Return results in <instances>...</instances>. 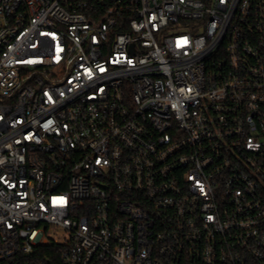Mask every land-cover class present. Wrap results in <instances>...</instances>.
<instances>
[{
    "label": "built area",
    "instance_id": "built-area-1",
    "mask_svg": "<svg viewBox=\"0 0 264 264\" xmlns=\"http://www.w3.org/2000/svg\"><path fill=\"white\" fill-rule=\"evenodd\" d=\"M264 264V0H0V264Z\"/></svg>",
    "mask_w": 264,
    "mask_h": 264
},
{
    "label": "trees",
    "instance_id": "trees-1",
    "mask_svg": "<svg viewBox=\"0 0 264 264\" xmlns=\"http://www.w3.org/2000/svg\"><path fill=\"white\" fill-rule=\"evenodd\" d=\"M61 246L40 245L31 256V264H64L61 259Z\"/></svg>",
    "mask_w": 264,
    "mask_h": 264
}]
</instances>
